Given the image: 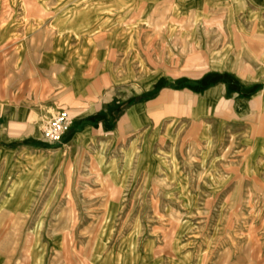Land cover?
<instances>
[{"label":"rangeland","instance_id":"obj_1","mask_svg":"<svg viewBox=\"0 0 264 264\" xmlns=\"http://www.w3.org/2000/svg\"><path fill=\"white\" fill-rule=\"evenodd\" d=\"M178 1L0 0V57L57 59L66 45L62 59L67 49L94 59L87 96L63 100L41 83V131L60 111L104 132L120 126L102 153L80 143L29 164L41 168L33 206L0 216L4 264H264V90L236 120L227 102L175 90L200 77L238 91L264 84V59L246 48L258 42L264 19L250 9L261 0H206L212 11L189 16ZM72 12V30L58 33ZM232 31L248 55L232 52ZM18 82L22 93L25 81L5 87Z\"/></svg>","mask_w":264,"mask_h":264},{"label":"crops","instance_id":"obj_2","mask_svg":"<svg viewBox=\"0 0 264 264\" xmlns=\"http://www.w3.org/2000/svg\"><path fill=\"white\" fill-rule=\"evenodd\" d=\"M117 1L119 0H96L98 2L97 5L101 3L116 4ZM185 1L179 0L178 6H176L178 12L185 16H189L192 12L197 14L205 10L212 11V8H215L211 7L215 3L210 1L207 3L206 0H201V5L197 4L199 0ZM226 1L227 7H234V3H238L236 6L242 8L245 0ZM91 3L95 2L91 1ZM230 10L232 9L230 8ZM250 10L258 12L257 15L264 19V0L255 4ZM250 10H248V14ZM93 11H95L93 8H88L82 9L81 13L82 15L88 12L91 14ZM241 15H244V13H241ZM74 19L75 13L72 12L71 19L66 18L65 23L66 27L70 28L60 29L61 24H57L54 27L58 28V33L71 31ZM8 27L9 22L0 24V33L5 29V35L0 36V47L5 44ZM256 29L261 31L258 34L257 44L255 45V43L248 41L246 48H256V58L264 59V45L261 44L264 43V21L259 23ZM81 30L84 31L83 28ZM58 33L57 38L62 40V36H59ZM232 33L235 43L232 52L248 55L249 53L244 51V40L241 42L238 34L233 31ZM241 37L246 36L241 35ZM59 46L69 48L66 45H58L54 49L57 59H51L52 56L44 57L45 59H5L4 56L0 57V143H5V145H0V216L2 218H5V209L33 206L30 194L35 191V187L38 185L37 176H40L41 168L39 169L37 166L30 167L29 164L31 162L40 166L43 160L56 156L63 148L78 147L80 143L86 144V146L97 144V152L102 153L105 148L111 146L115 141L116 133H120V126L104 132L102 128L95 124L94 120L87 118L73 122L59 144L50 145L43 139L39 122L46 117L49 111L42 109L41 101L36 99L41 83L45 82L44 84H47L50 89L58 87L61 90L59 96L63 100H76L89 95V82L87 80L91 78V66L94 59H73L71 49H67L65 59H62V56L57 52ZM11 79L25 81L22 93H18L22 82L13 85L9 84L8 87H5V81ZM214 79L215 77L192 79L190 80L194 82L191 85L192 88L178 89L177 87L180 86L178 84L175 86V90H187L200 97L207 96L209 101L217 98L219 102H227L235 120L251 112L256 98H258L257 96L264 90L263 83L250 88L243 85L241 90L238 91L233 84L226 82L223 77H218L219 83L215 82ZM30 80L38 81L37 92L34 90L29 92ZM162 95L159 97L158 102H160ZM225 97H228V99ZM57 109L56 107L53 108L54 111ZM230 124L232 127L236 125L235 123ZM13 127L17 128V134H13ZM0 259L1 264H4V259Z\"/></svg>","mask_w":264,"mask_h":264},{"label":"built area","instance_id":"obj_3","mask_svg":"<svg viewBox=\"0 0 264 264\" xmlns=\"http://www.w3.org/2000/svg\"><path fill=\"white\" fill-rule=\"evenodd\" d=\"M72 123L73 121L67 112L60 111L56 113L43 128V139L50 145L59 144Z\"/></svg>","mask_w":264,"mask_h":264},{"label":"trees","instance_id":"obj_4","mask_svg":"<svg viewBox=\"0 0 264 264\" xmlns=\"http://www.w3.org/2000/svg\"><path fill=\"white\" fill-rule=\"evenodd\" d=\"M192 84H194L193 81H190V80H188V81H184V82H182V84H181L179 87H177V88H178V89L192 88V87H191ZM85 123H86V121H85Z\"/></svg>","mask_w":264,"mask_h":264},{"label":"bare ground","instance_id":"obj_5","mask_svg":"<svg viewBox=\"0 0 264 264\" xmlns=\"http://www.w3.org/2000/svg\"><path fill=\"white\" fill-rule=\"evenodd\" d=\"M66 53H67V52H66ZM165 97H167L166 94H163L162 97H161V99H160V101H161V102L165 101V100H163ZM162 100H163V101H162Z\"/></svg>","mask_w":264,"mask_h":264}]
</instances>
